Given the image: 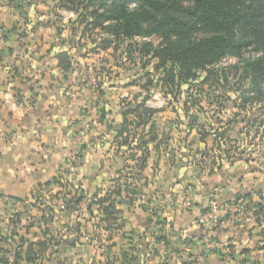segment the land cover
Listing matches in <instances>:
<instances>
[{
  "label": "crops",
  "instance_id": "crops-1",
  "mask_svg": "<svg viewBox=\"0 0 264 264\" xmlns=\"http://www.w3.org/2000/svg\"><path fill=\"white\" fill-rule=\"evenodd\" d=\"M57 2L0 0V237L12 228L2 215L14 205L21 215L17 230L29 241L43 238L47 226L60 232L62 264H119L124 257L128 264H233L239 259L254 264L264 259V158L217 159L212 167L207 159L201 161L207 143L197 128L190 129L188 119L162 94L156 105L148 104L143 83L121 59L108 57V67L100 68L104 54L112 56L114 49H93L100 37L84 33L77 13ZM62 52L70 55L69 71L60 64ZM7 92L18 97L16 106L6 101ZM144 99L158 110L153 117L158 139L148 143L145 168L137 173L135 158L142 150L131 148L148 137L144 133L150 124L144 132L139 127L128 143L115 137L123 109ZM127 119L132 128L139 120L135 114ZM238 123L233 135L239 146L264 149L258 138L254 144L245 140ZM77 136L82 152L80 166L73 169L68 153ZM65 172L88 196L121 186L117 228H94L99 238L87 236L86 199L75 212L55 199L61 209L56 221L51 222L49 210L42 217L32 193ZM127 184L135 193L127 192ZM61 189L51 186L53 194ZM213 204L226 207V214L217 221L204 220ZM92 209L100 215L97 204ZM30 221L34 224L26 233L23 225ZM78 222L82 237L76 241ZM209 238L217 248H205ZM0 246L9 248L4 241ZM49 255L45 264H51Z\"/></svg>",
  "mask_w": 264,
  "mask_h": 264
},
{
  "label": "trees",
  "instance_id": "trees-1",
  "mask_svg": "<svg viewBox=\"0 0 264 264\" xmlns=\"http://www.w3.org/2000/svg\"><path fill=\"white\" fill-rule=\"evenodd\" d=\"M182 2H190L191 6L186 10ZM57 4L77 13L76 22L83 26L84 33L91 36L98 32L100 41L93 49L113 48L118 52L124 47L121 55L127 60L136 63L137 58L140 59L146 77L142 87L147 89L153 85L159 86L168 104L183 114L188 119L187 126L190 129L196 127L201 140L207 143L201 161L207 159L212 167L217 159L232 162L235 158H242L238 155L239 139L233 135V129L240 120L245 123L242 130L248 137L249 130L255 131L253 137L248 139L250 144L263 137L264 131L261 132L259 128L264 126V0H173L171 5L164 0H58ZM169 9L174 12L188 11L196 23L187 27V15L183 20L173 15L159 16ZM197 23L213 29L215 33L200 40H192L191 33L195 31ZM153 34L162 37L158 45L151 41L135 40L137 36L148 37ZM252 45H257L261 52L259 56L244 59L235 65H218L225 56H238ZM60 64L65 71L70 70L72 63L67 52L60 54ZM150 65L153 66L152 71L147 69ZM139 69L137 68V74ZM207 87L211 93H208ZM215 89H219L216 96L213 92ZM230 91L239 95H230ZM205 94L208 95L202 97ZM212 95L215 97L211 99ZM145 102L144 99L123 109V123L115 137L122 138L123 144L128 143L130 137L133 139L136 136L139 127L144 132L146 125L150 124L148 132L144 133L148 137H142L134 147H130L142 150V154L135 158L137 173L145 168L150 154L148 143L158 139L153 121L158 110L147 106ZM230 104L238 111L226 112ZM214 105V120L208 124L201 123L200 114L208 118L211 112L208 111V106ZM248 112L251 115L245 114ZM129 114H135L139 118L133 128L127 119ZM222 114L226 117H222ZM104 115L102 110V117ZM210 138L213 142L209 147ZM52 185H59L61 191L53 194ZM121 190L118 185L105 195L99 196L96 192L88 196L81 189L80 183H71L67 179L65 172L53 181L40 185L32 193L33 206L42 212V217L46 210L51 211L53 215L50 220L54 223L57 209L61 210L57 208L55 199L62 203V208L73 212L78 211L80 203L86 199V234L99 238L94 228L102 227L112 232L119 226L117 198L121 195ZM126 190L129 194L135 193L129 184L126 185ZM95 204L99 206L100 215H96L92 209ZM10 222L12 228L9 233L0 237V242L4 241L9 246H0L2 264H20L22 260L29 264H45L48 251L50 255L47 260L51 264H62L58 252L63 239L59 238L60 232L55 227L47 226L43 229V238L29 241L17 230L21 222L19 212ZM33 224L30 221L23 225L26 233ZM79 225L78 222L76 241L82 237ZM110 238L107 237V240ZM192 261H198V258ZM93 264L116 263L105 260ZM119 264H128L127 257ZM177 264H188V261H179Z\"/></svg>",
  "mask_w": 264,
  "mask_h": 264
},
{
  "label": "rangeland",
  "instance_id": "rangeland-1",
  "mask_svg": "<svg viewBox=\"0 0 264 264\" xmlns=\"http://www.w3.org/2000/svg\"><path fill=\"white\" fill-rule=\"evenodd\" d=\"M164 1L168 5H171L172 2H173V0H164ZM182 4L186 7V10H187V8H189L191 6V3L190 2H182ZM132 6L133 7H136L135 4H133ZM171 15L177 16L181 20L185 19L186 18L185 16L187 15L188 16V18H187V20H188L187 27L188 26L190 27L191 25H193V23H196L195 18L193 16L189 15L188 11L174 12L173 10L169 9V11H167V13L164 12V13L160 14L159 16L160 17L161 16L162 17H165V16L166 17H169ZM214 33H215V31L213 29L204 27L200 23H197L195 31L191 33V39L194 40V41L195 40H200V39L205 38L207 36L213 35ZM92 35H94L95 37L97 36L96 38H99L98 32H94V33H92ZM135 40L138 41V42L151 41L154 45H158L160 43V41L162 40V37L159 34H153V35L148 36V37L147 36L146 37L137 36L135 38ZM123 48L124 47H121L119 49V51L118 52H115L112 56H110L109 54L108 55L107 54H104L103 61L98 66L100 68L103 67V66H105L107 68L108 66H106V65L108 64L107 63L108 57H110L112 61H114L115 58H118L119 60L121 59V61H122V64L121 65H123V63H125L127 65V67H131V71L133 73V77H135L137 81H140L142 83H145L146 82V77L144 76L145 75V71L141 68L140 59L137 58L136 63L133 62V61L127 60L125 56H122L121 55V53L123 51ZM260 54H261V52L258 50L257 45H252V46H249V47L245 48L242 51V53L240 55H238V56H235V55H227V56H225L218 65L219 66H222V67H225V66H228V65L239 64L244 59L254 58V57L259 56ZM137 68L138 69L140 68L138 74L135 73V72H137ZM147 69L150 70V71H152L153 70V66L150 65ZM207 89H208V93H211V90H209L208 87H207ZM218 90L219 89H217V90L215 89V91H213L215 93L214 94L215 96L217 95L216 93L219 92ZM143 92H145V96H148L147 99L150 100L151 105H156V100H157L158 96H160L163 93L162 90L160 89V87L159 86H156V85H153L150 88L144 89ZM205 92H206V90H205ZM229 94L230 95H233L235 97H236V95H239V94H234V92H232V91H230ZM155 95L157 96L156 98H155ZM207 95L208 94H205L202 97H205ZM214 95L211 96V99L215 97ZM162 96H163V94H162ZM205 105H206V103H205ZM211 109H213V110H211ZM214 109H216V106L215 105H214V107H212V106L209 107L208 106V111H211V112L209 113V116H207L208 118H206L203 114L202 115L200 114V116H199L200 117L199 118L200 119V122L201 123L208 124L211 121H213L214 118L212 116V111H214ZM236 111H238V109L237 108H233L231 104L226 108V112H229V113H233V112H236ZM245 114L246 115H251L250 112L245 113ZM221 116L224 117V118L226 117L225 114H222ZM244 125H245V123L241 122V120H240L239 123H238L239 129H241ZM259 130L261 132L264 131V126H260ZM248 132L250 133L249 134L250 137H248L247 135H245V140H246V138L247 139H250L251 137H253L255 131L254 130H249ZM258 139L259 140H257L256 142H260V143L264 144L263 143L264 142V135H263L262 138L260 137ZM250 148H251V145L250 146H247V144L246 145L244 144V146L243 145H240L239 146V150H238V152H239L238 155H241L243 158H246L248 161L250 159L256 160L258 157L259 158H261V157L264 158V149L263 148H261V150H259V151H257V150L254 151L253 148L250 150ZM242 151H244V153H242ZM260 165L262 167H264V162L263 163L260 162ZM261 231H262L261 233L263 234V237H264V232H263V230H261ZM243 262H245V261H242L241 259H239V260H236V262H234L233 264H243ZM248 262L249 263H246V264H253L252 263V260H249ZM172 263L174 264L175 262H172ZM254 264H264V259H257Z\"/></svg>",
  "mask_w": 264,
  "mask_h": 264
},
{
  "label": "built area",
  "instance_id": "built-area-1",
  "mask_svg": "<svg viewBox=\"0 0 264 264\" xmlns=\"http://www.w3.org/2000/svg\"><path fill=\"white\" fill-rule=\"evenodd\" d=\"M5 99L6 101L12 105L16 106L18 104V97L16 94H13L11 92L5 93ZM150 100L148 101V104H150ZM78 137V136H77ZM81 152H82V146L80 142V138H76L73 141V145L68 153V163L70 164V167L73 169H77L80 165L81 160ZM264 195V191H263ZM227 212V208L224 206H219L218 204H213L212 207H210L209 211L206 212L204 215V220H213L217 221L220 219L222 215H225ZM17 211L14 205L7 206L6 211L3 213L2 217L6 220H11L15 217ZM218 247V243L215 239L209 238L205 241V248L207 249H214Z\"/></svg>",
  "mask_w": 264,
  "mask_h": 264
}]
</instances>
